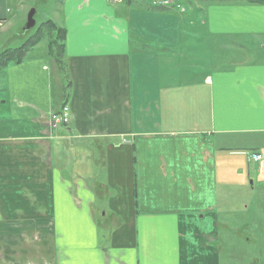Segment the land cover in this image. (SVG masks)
<instances>
[{
  "label": "crops",
  "instance_id": "crops-1",
  "mask_svg": "<svg viewBox=\"0 0 264 264\" xmlns=\"http://www.w3.org/2000/svg\"><path fill=\"white\" fill-rule=\"evenodd\" d=\"M135 2L65 0L69 79L55 97L41 54L1 74L0 264H225L221 220L246 218L248 192L250 264H264V60L250 47L264 6L207 7L234 56L210 67L180 36L185 12ZM11 12L0 0V30ZM64 105L70 123L52 129Z\"/></svg>",
  "mask_w": 264,
  "mask_h": 264
},
{
  "label": "rangeland",
  "instance_id": "rangeland-1",
  "mask_svg": "<svg viewBox=\"0 0 264 264\" xmlns=\"http://www.w3.org/2000/svg\"><path fill=\"white\" fill-rule=\"evenodd\" d=\"M142 3L153 4L154 9L167 10L175 7L180 12V23H181V37L192 38L191 47L193 50H198L201 54V66H215L218 65L220 67H226L230 65V62L224 60V57L227 58L232 54L228 52H222L220 48L217 47L216 44V36H214V32L210 28V23H207V14L205 10H208L211 5H217L218 3H224L223 5H232V6H252L249 5L251 3L245 2L244 0H141ZM59 0H23L21 2H17L16 0H12V12L10 15L9 23L7 24V29L0 30V51L6 49V47L11 49H16L21 47L35 32V28L26 33H21V30L26 25L27 16L32 9H36L35 21L36 26L39 27L45 21L51 19L55 21L60 26L64 27L63 18L60 15V9L63 4H59ZM133 3H136L135 0ZM172 3V4H171ZM248 3V4H247ZM114 6V5H113ZM208 7V9H207ZM199 18L196 17L197 12L195 10H199ZM203 11V12H202ZM23 18V20L21 19ZM192 22L193 25H190ZM206 24V25H205ZM187 25V26H186ZM21 34V35H20ZM260 37L254 38V44L250 47L253 48L254 57L252 60L261 61L264 60V57H256L257 54L261 53L260 48H264V40H257ZM9 43V46L7 44ZM223 46L229 47L231 46L229 43L223 41ZM45 49V43H41L39 46L34 48L32 51L27 53V58H32L35 55L42 54ZM194 51H192L193 53ZM198 52V51H197ZM234 56H231L229 60H231ZM209 68V67H208ZM52 70V90L53 95L55 97V93L59 94L63 88V79H65V75H58L56 70ZM2 74V73H1ZM0 74V75H1ZM65 82L68 83V79H65ZM62 86V88H61ZM236 175V174H235ZM234 181L240 182L241 177L237 176L233 178ZM249 180V179H248ZM251 184V180L248 182ZM251 186V185H250ZM240 195V194H239ZM237 195V204L236 207H241L242 211L239 210L238 213H244L246 216L243 218H239L237 222H230L227 220H221V223L231 224L232 230H228L225 234H229L226 237L221 238L218 245L222 248H225L226 253L223 255V260L226 262L225 264H250V261L253 259L255 254L258 252V224L254 220L251 219L255 208L252 207V211H246L245 206L249 204L248 199L250 200V193L248 192L243 200L242 196ZM243 202V205H242ZM241 204V205H240ZM222 209H226L228 206H225L224 202L221 204ZM231 208V207H230ZM238 216V215H237ZM200 219V216H199ZM223 228V227H222ZM240 232L242 235L239 238L234 232ZM163 230H161V234H163ZM104 235L101 237V241L98 243L100 247H104L110 245V237L108 236V231L102 233ZM250 239L252 241L251 244H246L242 242V240Z\"/></svg>",
  "mask_w": 264,
  "mask_h": 264
},
{
  "label": "trees",
  "instance_id": "trees-1",
  "mask_svg": "<svg viewBox=\"0 0 264 264\" xmlns=\"http://www.w3.org/2000/svg\"><path fill=\"white\" fill-rule=\"evenodd\" d=\"M123 1L132 6L134 4V0ZM244 1L257 6H264V0ZM59 2V4H63L65 0H59ZM35 29L36 30L31 38H29L21 47L16 49L7 47L3 51H0V74L12 65L22 64L28 59L27 53L29 51H32L41 43H45V49L41 55L50 62L51 68L56 70L58 75H65V79H69L65 44L67 35L66 29L51 19L45 21L39 27L36 26ZM65 79L62 81L64 82Z\"/></svg>",
  "mask_w": 264,
  "mask_h": 264
},
{
  "label": "built area",
  "instance_id": "built-area-1",
  "mask_svg": "<svg viewBox=\"0 0 264 264\" xmlns=\"http://www.w3.org/2000/svg\"><path fill=\"white\" fill-rule=\"evenodd\" d=\"M109 1H112L113 3H121L122 2V0H109ZM70 119H71L70 107L64 106L62 108V111L59 114L52 115L51 127H52V129L56 130L61 125H68L70 123ZM252 160L255 162H260L262 160V156L254 154V155H252Z\"/></svg>",
  "mask_w": 264,
  "mask_h": 264
},
{
  "label": "water",
  "instance_id": "water-1",
  "mask_svg": "<svg viewBox=\"0 0 264 264\" xmlns=\"http://www.w3.org/2000/svg\"><path fill=\"white\" fill-rule=\"evenodd\" d=\"M35 15H36V9H32L27 16V22L22 29V33L29 32L30 30L36 27Z\"/></svg>",
  "mask_w": 264,
  "mask_h": 264
}]
</instances>
